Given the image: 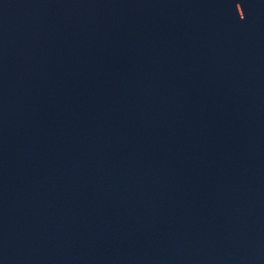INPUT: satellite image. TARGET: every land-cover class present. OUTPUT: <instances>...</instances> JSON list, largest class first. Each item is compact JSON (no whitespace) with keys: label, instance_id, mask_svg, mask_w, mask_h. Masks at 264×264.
Listing matches in <instances>:
<instances>
[{"label":"water","instance_id":"95a60500","mask_svg":"<svg viewBox=\"0 0 264 264\" xmlns=\"http://www.w3.org/2000/svg\"><path fill=\"white\" fill-rule=\"evenodd\" d=\"M0 264H264V0H0Z\"/></svg>","mask_w":264,"mask_h":264}]
</instances>
